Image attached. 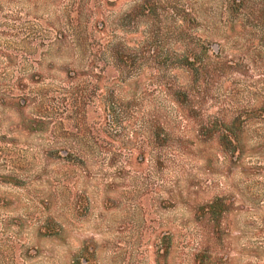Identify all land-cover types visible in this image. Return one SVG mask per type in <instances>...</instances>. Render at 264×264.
<instances>
[{
  "label": "rangeland",
  "instance_id": "rangeland-1",
  "mask_svg": "<svg viewBox=\"0 0 264 264\" xmlns=\"http://www.w3.org/2000/svg\"><path fill=\"white\" fill-rule=\"evenodd\" d=\"M112 1L104 31H87L100 47L82 15L80 47L69 22L59 45L46 46L49 31L32 63L8 68L7 17L60 30L66 2L0 0V264H192L205 242L190 209L217 197L230 205L210 264H264V114L244 116L264 106V49L249 17L264 0H242L237 13L230 0H149L152 17L141 0ZM107 42L131 51L138 76L106 78ZM187 54L231 68L194 83ZM237 117L242 154L198 137Z\"/></svg>",
  "mask_w": 264,
  "mask_h": 264
},
{
  "label": "trees",
  "instance_id": "trees-1",
  "mask_svg": "<svg viewBox=\"0 0 264 264\" xmlns=\"http://www.w3.org/2000/svg\"><path fill=\"white\" fill-rule=\"evenodd\" d=\"M38 0H24V2L28 5L33 3L37 4ZM57 0H45V3H48L50 5H55V2ZM66 2L65 7L63 8V13L66 14L65 20H63L62 24L63 27L60 30H56L54 27L56 24H45L43 27L37 18H34L30 16V14L25 15V19L21 17H7L6 26L3 25L4 28H6V35L8 36L9 42H8V50H6V54L4 56L5 64L8 68H19L20 64L21 66L27 65L28 63H32L31 60L33 51H36L38 47H43L46 45L45 40L47 36V33L49 31L56 32V37H54V40L51 42H47V47L50 46V44H55L62 42L63 38L65 39L66 34H69V22L75 23V31L72 34V37L74 38V45L75 47H80L79 40H80V34L78 32V26L79 24V18L82 17V15L86 16V22L84 24V33H86V39L91 42V45H98L94 40L93 32H102L104 31L105 22L102 20V9L105 6H111L113 4V1L111 0H86L85 6L83 3V0H63V3ZM69 2L75 5V8L71 9L69 8ZM141 6L139 7L142 11V16L145 17H152L151 13L153 8H151L149 4V0H141ZM60 3H62L60 1ZM229 6L227 7L228 11H231L233 13H237L238 11H242V0H230ZM138 10V11H140ZM71 11H74L75 19L70 20L69 19V13ZM83 11L86 13L82 14ZM249 17L252 19L251 22V29L253 31H257V48L264 49V6L260 10L254 11L252 14H249ZM93 19H95L93 21ZM32 20V21H31ZM93 21L94 25H91L90 23ZM59 24V22H58ZM58 27V26H57ZM80 30V29H79ZM92 30L90 33H87V31ZM230 30H231V21H230ZM80 32H82L80 30ZM3 34V32H1ZM46 34V35H44ZM256 38V37H255ZM255 38L252 37L253 40ZM256 41V40H255ZM78 43V44H77ZM204 42L201 43V50H203L202 54H205L206 47L204 46ZM52 45V46H53ZM103 50H105V53L108 58V62H103V65L105 68H109L112 70V73L114 74L110 78V81L119 82L120 75L123 73L138 76L141 68L137 67L135 68V61H137V58L132 56L131 51L125 52V49H122V47L118 44H113L112 42L104 43ZM92 47V46H91ZM22 48V49H19ZM215 52H218V48H213ZM156 53L155 48H150V54L154 55ZM216 58V57H215ZM214 58V59H215ZM255 61L260 60V58L257 55H254ZM217 60H220L216 58ZM16 62L18 65L16 66ZM227 63H229L228 67L226 66ZM226 65L223 64H208L205 61V57H192L190 54H187L185 57V65L181 67L182 69L186 70V74L192 79L194 83H205L208 82L210 78H212L215 74V71H220L223 69L231 68L230 62L226 61ZM260 69V68H259ZM106 75V74H105ZM76 74L73 72V75L70 76V79H74ZM34 78V77H33ZM107 79V80H108ZM22 81H15L11 86L10 90L13 89H19V84ZM162 84V83H161ZM196 85V84H195ZM164 91H168L169 88L166 86L160 87ZM21 90V89H20ZM11 94L10 92H8ZM166 94V93H165ZM183 95H179V101H183ZM27 99H22V104L26 103ZM191 110V109H190ZM107 111L110 112V109L107 108ZM187 111V110H186ZM189 111V110H188ZM251 112L248 114H244L245 117L251 118V119H257L260 117H263L264 114V106L263 104H259L256 106H251ZM263 113V114H260ZM239 117H237L233 123L230 124V126H218L216 129H206V130H200L199 136L202 139L207 138L216 141L217 145L221 148L223 152H229L232 154L236 153V151H239V153L243 152V148L240 145V131L239 128ZM154 127H158V130H164L160 127V123H158V120L154 119ZM33 123H31L32 125ZM29 126L28 129H33L32 126ZM157 130V129H155ZM161 136H164L163 133L157 132L155 135H153L155 145L158 148H162L164 146V139H160ZM205 140V139H203ZM248 151H251L250 149ZM229 203L226 202L225 199L217 197L212 200L206 201L201 204H197L191 207L190 211L193 216V222L198 227L200 226L203 231V240L205 242V247L203 250H196L192 254V264H210L211 259L213 256V250L210 247L213 240H218L220 242L221 238L225 236V232L221 231L220 226L223 220H225V215L229 211Z\"/></svg>",
  "mask_w": 264,
  "mask_h": 264
},
{
  "label": "water",
  "instance_id": "water-1",
  "mask_svg": "<svg viewBox=\"0 0 264 264\" xmlns=\"http://www.w3.org/2000/svg\"><path fill=\"white\" fill-rule=\"evenodd\" d=\"M216 49V48H215Z\"/></svg>",
  "mask_w": 264,
  "mask_h": 264
}]
</instances>
